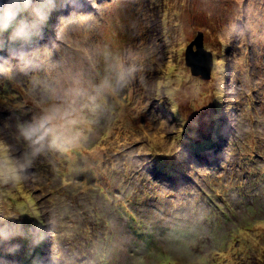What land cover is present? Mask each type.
I'll list each match as a JSON object with an SVG mask.
<instances>
[{"label": "rangeland", "instance_id": "obj_1", "mask_svg": "<svg viewBox=\"0 0 264 264\" xmlns=\"http://www.w3.org/2000/svg\"><path fill=\"white\" fill-rule=\"evenodd\" d=\"M21 31L39 32L0 51V165L22 166L0 182V264L27 246L38 264H264V0H31L0 47ZM198 31L209 79L185 64ZM53 110L66 146L26 140Z\"/></svg>", "mask_w": 264, "mask_h": 264}, {"label": "trees", "instance_id": "obj_2", "mask_svg": "<svg viewBox=\"0 0 264 264\" xmlns=\"http://www.w3.org/2000/svg\"><path fill=\"white\" fill-rule=\"evenodd\" d=\"M44 10H45V7H44ZM48 11H50V8L47 10V12L45 13V16L44 17H40V18H42V19H44V20H46V18L49 16V13H48ZM41 14H42V12H40ZM47 21V20H46ZM39 31H36V32H34L33 34H29V33H27V32H24V33H22L21 35H17V36H8V38L6 37V40L3 42V44L1 45V47H0V51L1 50H3V49H6V48H9V49H20V48H23L24 46H25V44L27 43H29V44H33L32 42H33V40L34 39H37L36 38V36H37V33H38ZM4 37V38H5ZM2 42V41H1ZM213 129H214V125H213ZM214 130H216V129H214ZM217 131V130H216ZM213 133H215V132H212L211 134H209V135H207L206 137H205V139H200L198 142H194V141H190L189 143H190V147H193L192 148V151H193V155L191 154L190 155V157H196V156H199L200 154H202V152L204 153L206 150H208V149H210L211 150V148H212V145L213 144H215V139H214V137H212L213 136ZM215 135H216V133H215ZM182 136H180L179 138H181ZM188 137H190V136H186L183 140L184 141H186L187 140V138ZM188 143V144H189ZM188 146V145H187ZM199 150H202V152L200 153V152H198ZM173 152V151H172ZM200 153V154H199ZM178 155V154H177ZM168 156H170V155H161V157L160 158H165V157H168ZM178 159V158H177ZM171 165H174V163H173V161H170V162H168V163H166V161H164L163 159H161V164H163L164 166L163 167H160V171H163V172H166V173H168V174H171V175H173V174H175V172L172 170V168H170V169H167L168 167H169V165L170 164ZM8 164H9V166H11V167H14L15 166V163H14V161H12V159H11V157L10 156H8ZM175 166V165H174ZM164 167H166L165 169H164ZM10 173H15V171H13V172H10ZM17 177H19V174L17 175ZM18 179H20V178H18ZM15 186H17L20 190H22V187L24 186V184H23V181H21V180H19L18 181V184L17 185H15ZM11 188H14V187H11ZM15 192V191H14ZM24 194H25V198L28 200V201H30V202H34V197L29 193V194H27V192L26 191H24L23 192ZM12 194V193H11ZM14 195H15V193H13ZM26 200V201H27ZM13 201H14V203L15 204H19V200L18 199H13ZM27 203V202H26ZM26 203H24V204H26ZM26 219H27V221H28V224H29V226L30 225H32V224H35V225H37V224H39L40 222H42V220H41V218H40V216H38V217H36L35 219H34V222L32 223L31 222V219L29 218V217H26ZM35 225H33V226H35ZM32 226H30V228H31ZM32 231H43V229H39V230H37V229H34V230H32ZM39 232H37V234H38ZM35 234V233H34ZM233 236V235H232ZM235 240H237L235 237L234 238H232L229 242H228V245L227 246H232L233 248H234V246H235V244H234V242H235ZM43 241V240H42ZM197 242H199V241H197ZM196 242V243H197ZM190 244H194V243H190ZM184 248H186V249H189L186 245H184L183 246ZM27 254H29L28 255V257H27V259H26V262H29V264H38V258H39V255H41L40 253H39V247H37V248H29L28 246H27ZM159 255H160V253H159ZM168 253H165L164 252V254H161L160 256H162L163 258L161 259V261L160 262H158V264H166L167 262H169V260H171L169 257H168ZM27 256V255H26ZM148 256V255H147ZM146 256V257H147ZM205 259V258H204ZM170 262H172V261H170Z\"/></svg>", "mask_w": 264, "mask_h": 264}, {"label": "clouds", "instance_id": "obj_3", "mask_svg": "<svg viewBox=\"0 0 264 264\" xmlns=\"http://www.w3.org/2000/svg\"><path fill=\"white\" fill-rule=\"evenodd\" d=\"M30 5L31 0H23V6H21V0H0V30H7L11 27L20 16L21 11L28 8ZM17 34L21 35L22 31ZM30 45L31 44H29V46ZM56 118V110H53V112L41 117L36 123L23 127L21 129V134L26 140L34 141L35 143H39L48 136H52L50 146L63 149L66 145L61 143L53 134V124ZM20 171H22V166H18L15 173H9L3 165H0V182L15 180Z\"/></svg>", "mask_w": 264, "mask_h": 264}, {"label": "water", "instance_id": "obj_4", "mask_svg": "<svg viewBox=\"0 0 264 264\" xmlns=\"http://www.w3.org/2000/svg\"><path fill=\"white\" fill-rule=\"evenodd\" d=\"M202 33L198 31L193 40L189 42L185 51V63L192 74L209 79L213 67V54L203 47ZM194 45L196 49H194Z\"/></svg>", "mask_w": 264, "mask_h": 264}]
</instances>
